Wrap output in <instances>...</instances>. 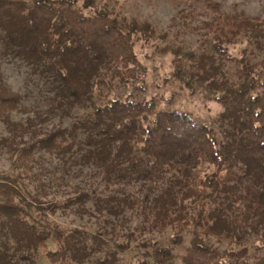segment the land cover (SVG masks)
Returning <instances> with one entry per match:
<instances>
[{
  "label": "trees",
  "instance_id": "16d2710c",
  "mask_svg": "<svg viewBox=\"0 0 264 264\" xmlns=\"http://www.w3.org/2000/svg\"><path fill=\"white\" fill-rule=\"evenodd\" d=\"M198 2L210 13L200 26L202 46L166 50L174 77L188 92L205 90L221 105L219 134L188 113L158 108L153 100L111 96L113 81L143 83L147 69L134 38L151 40L155 28L150 22L118 17L95 0L82 5L77 0H0L1 56L22 61L44 80L54 114L70 116L76 106L90 110L81 119L73 117L68 127L31 128L11 120L22 96L0 75V121L9 133L0 146L22 168L0 173V264H34L40 251L49 264H120L132 231L127 241L111 244L105 229H67L46 217V210L72 205L92 214L84 207L88 201L108 216L105 222L113 232L126 208L141 214L151 229L176 227L170 245L139 242L154 264H264L261 245L250 252L248 244L251 238L264 240V18L223 13L215 0ZM241 41L246 46L233 54ZM40 152L70 158L106 185H138L140 195L101 197L96 189L78 190L66 201L45 204L42 183L31 190L23 181L39 176L33 167ZM188 224L189 244L175 253ZM209 237L228 246L220 249ZM49 240L54 249L48 248Z\"/></svg>",
  "mask_w": 264,
  "mask_h": 264
},
{
  "label": "rangeland",
  "instance_id": "374dc122",
  "mask_svg": "<svg viewBox=\"0 0 264 264\" xmlns=\"http://www.w3.org/2000/svg\"><path fill=\"white\" fill-rule=\"evenodd\" d=\"M215 1L220 3L223 13L264 18V0ZM77 2L82 5L84 0H77ZM198 3V0H95L96 6L107 7L118 17L148 21L155 28V35L149 41H143L139 35L134 38L135 52L147 69L143 83L124 86L119 81H113L110 84L111 96L125 99L130 95L131 99L138 101L153 100L158 108L175 109L188 113L196 121L210 125L215 133L219 134L218 115L222 111L221 105L205 90L200 89L195 93H189L174 77L172 56L166 50L171 45H184L196 51L202 46V35L205 30L200 26L203 21L210 19V13L200 9ZM190 13L195 14L194 17H191ZM245 46L243 41L239 42L232 49V53L237 55ZM254 54L260 57L262 51L255 50ZM0 75L10 90L22 96L19 109L10 113L13 121L28 123L31 128L49 130L59 126L68 127L73 117L81 119L90 112L88 107L76 106L71 110L70 116L54 114L57 109L51 107L54 102L50 100L51 94L44 80L35 74L30 66L20 60L4 58L1 53ZM140 86L142 89L138 88ZM102 88L106 90L105 87ZM8 136L5 125L0 121V138ZM36 157L39 164L34 165L33 172L39 176L37 178L26 176L23 177V181L31 190L35 185L42 183L45 194H41L40 199L45 201V204L59 200L66 201L78 190L96 189L101 197L140 195L138 185H106L95 171L74 164L70 158L62 160L44 152L37 153ZM15 161V157L11 156L4 146H0V173L20 172L22 168ZM84 207L92 214L74 210L76 205L66 209L57 208L54 212L46 210L45 213L48 220L63 228H80L91 233L105 229L107 235L104 237L111 244L127 241L126 235L128 231H132L134 239L130 241V247L121 253L120 264H130L140 260L147 261V264H154L151 256L146 254L148 250L141 247L139 242L156 240L169 244L171 235L177 230L176 227L171 226H167L162 231L151 229L141 214L136 216L129 213L126 208L124 221L113 232L111 231L112 224L105 222L108 216L95 212L91 201H88ZM182 237V243L173 247L175 253H183L188 246L191 238L190 224L182 231ZM209 241L220 249L228 246L226 241H220L216 237H209ZM248 244L250 252L255 251L256 245H261V252L264 254V240L261 238H251ZM48 248H55L51 240L48 241ZM34 264H49L44 252L38 253ZM84 264L91 263L85 262Z\"/></svg>",
  "mask_w": 264,
  "mask_h": 264
}]
</instances>
